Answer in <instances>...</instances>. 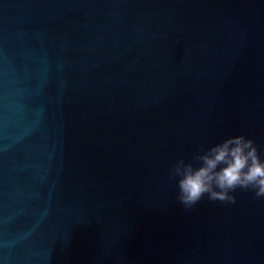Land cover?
I'll list each match as a JSON object with an SVG mask.
<instances>
[{"label":"water","instance_id":"95a60500","mask_svg":"<svg viewBox=\"0 0 264 264\" xmlns=\"http://www.w3.org/2000/svg\"><path fill=\"white\" fill-rule=\"evenodd\" d=\"M240 132L264 156V0H0V264H264V199L168 174Z\"/></svg>","mask_w":264,"mask_h":264},{"label":"clouds","instance_id":"9594fccd","mask_svg":"<svg viewBox=\"0 0 264 264\" xmlns=\"http://www.w3.org/2000/svg\"><path fill=\"white\" fill-rule=\"evenodd\" d=\"M253 137L243 132L200 145L190 159L176 158L168 174L175 181V199L185 208L209 200L235 202V190H251L264 199V156Z\"/></svg>","mask_w":264,"mask_h":264}]
</instances>
